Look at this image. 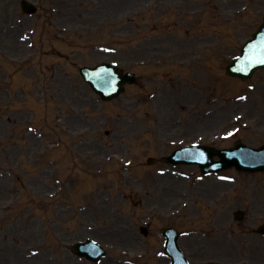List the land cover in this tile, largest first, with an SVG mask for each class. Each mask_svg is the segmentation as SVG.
Returning <instances> with one entry per match:
<instances>
[{
    "label": "rangeland",
    "instance_id": "1",
    "mask_svg": "<svg viewBox=\"0 0 264 264\" xmlns=\"http://www.w3.org/2000/svg\"><path fill=\"white\" fill-rule=\"evenodd\" d=\"M21 1L0 0V244L7 258L85 264L67 238L103 244L97 229L115 240L100 264H164L148 258L161 244L147 246L140 236L152 217L153 227L208 235L200 244L215 264L243 262L247 249L264 264V248L241 236L264 223V174L230 171L237 181L228 190L208 179L199 189L204 199L181 196L193 180L156 175L174 149L169 141L264 144V70L248 82L225 71L262 23L264 0H28L36 15H25ZM105 61L139 77L110 103L79 73ZM178 198L188 204L184 213L164 217ZM240 209L248 212L241 224L234 219ZM182 240L189 253L193 241Z\"/></svg>",
    "mask_w": 264,
    "mask_h": 264
},
{
    "label": "water",
    "instance_id": "2",
    "mask_svg": "<svg viewBox=\"0 0 264 264\" xmlns=\"http://www.w3.org/2000/svg\"><path fill=\"white\" fill-rule=\"evenodd\" d=\"M25 8H28V6H25ZM234 68V66L233 68H230L229 72H232L234 74H240ZM121 74L122 72L117 68L110 65H105V67L91 73V78H93V80H87L92 83L93 86L96 81L99 84L100 88L103 89L98 91L103 95L106 100H109L113 97H116L119 94V91H122V89H120V86H122V80L124 78H121L120 81Z\"/></svg>",
    "mask_w": 264,
    "mask_h": 264
}]
</instances>
